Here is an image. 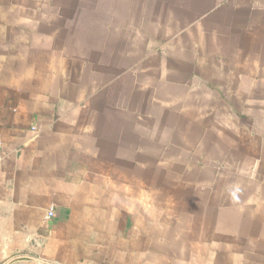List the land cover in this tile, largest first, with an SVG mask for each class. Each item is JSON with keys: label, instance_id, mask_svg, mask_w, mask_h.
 <instances>
[{"label": "crops", "instance_id": "crops-1", "mask_svg": "<svg viewBox=\"0 0 264 264\" xmlns=\"http://www.w3.org/2000/svg\"><path fill=\"white\" fill-rule=\"evenodd\" d=\"M0 141V264H264V0H0Z\"/></svg>", "mask_w": 264, "mask_h": 264}, {"label": "built area", "instance_id": "built-area-1", "mask_svg": "<svg viewBox=\"0 0 264 264\" xmlns=\"http://www.w3.org/2000/svg\"><path fill=\"white\" fill-rule=\"evenodd\" d=\"M1 149H2V146H1V141H0V153H1ZM53 215H55V214H54V211L51 210V211L49 212V214H48V217H52Z\"/></svg>", "mask_w": 264, "mask_h": 264}]
</instances>
